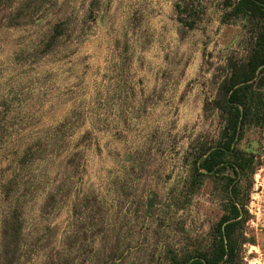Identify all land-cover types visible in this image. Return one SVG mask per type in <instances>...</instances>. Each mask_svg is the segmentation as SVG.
<instances>
[{"label": "rangeland", "instance_id": "1", "mask_svg": "<svg viewBox=\"0 0 264 264\" xmlns=\"http://www.w3.org/2000/svg\"><path fill=\"white\" fill-rule=\"evenodd\" d=\"M237 1L0 0V264L209 252L228 181L194 170L225 126L227 61L252 47ZM237 149L255 173L235 264H264V124Z\"/></svg>", "mask_w": 264, "mask_h": 264}, {"label": "trees", "instance_id": "2", "mask_svg": "<svg viewBox=\"0 0 264 264\" xmlns=\"http://www.w3.org/2000/svg\"><path fill=\"white\" fill-rule=\"evenodd\" d=\"M231 4L228 3V7ZM231 15L242 17L252 25L253 43L246 61L230 58L218 89L217 108L224 115L225 126L218 145L210 149L195 168L194 183L204 174L211 178L226 177L228 200L218 222L208 253H200L171 264H235L236 231L247 220L246 204L241 194L239 177L255 173L254 156L237 149L248 127L264 124V0H238ZM56 26L52 40L61 33ZM203 171L204 173L200 172Z\"/></svg>", "mask_w": 264, "mask_h": 264}]
</instances>
